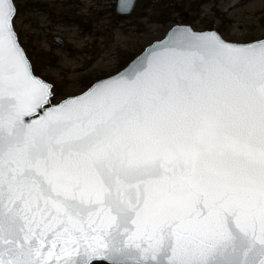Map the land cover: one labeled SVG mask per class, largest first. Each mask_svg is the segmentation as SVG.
I'll return each mask as SVG.
<instances>
[{
  "label": "snow or ice",
  "instance_id": "6c2138e0",
  "mask_svg": "<svg viewBox=\"0 0 264 264\" xmlns=\"http://www.w3.org/2000/svg\"><path fill=\"white\" fill-rule=\"evenodd\" d=\"M13 11L0 0V264H264V43L193 38L26 123L50 88Z\"/></svg>",
  "mask_w": 264,
  "mask_h": 264
},
{
  "label": "rangeland",
  "instance_id": "374dc122",
  "mask_svg": "<svg viewBox=\"0 0 264 264\" xmlns=\"http://www.w3.org/2000/svg\"><path fill=\"white\" fill-rule=\"evenodd\" d=\"M14 1L21 10L13 24L28 56L30 41L57 56L56 64L41 72L53 84L52 102L84 91L86 78L94 82L116 73L126 51L138 53L172 25L182 23L177 13L176 22H152L136 14V6L131 14L119 15L116 0ZM263 15L264 0H203L198 18L190 25L205 30L206 24H212L226 40L249 42L264 37Z\"/></svg>",
  "mask_w": 264,
  "mask_h": 264
},
{
  "label": "water",
  "instance_id": "95a60500",
  "mask_svg": "<svg viewBox=\"0 0 264 264\" xmlns=\"http://www.w3.org/2000/svg\"><path fill=\"white\" fill-rule=\"evenodd\" d=\"M138 0H116V11L119 15H129L133 12L136 3ZM10 7L14 10L12 13V22L17 11L16 4L14 0H10ZM14 39L22 52V55L25 57V61L29 67L30 73L32 76L43 81L50 88V95L48 96V103H45L43 108H37L31 115L25 116L24 120L26 123L29 121H35L37 119H42L48 115L52 109L60 104L65 103L69 100H75L79 98H84L88 94L96 91L102 86L111 85L114 82L126 80L128 74L133 68L138 67L141 64L145 65L144 72H141L139 75L143 76L145 73H154L156 70V65L160 64H170L180 59H186L187 56V45L188 42L193 38H216L222 40L225 44L233 48H259L262 43H264V37L261 39H256L249 42H233L226 40L222 34L216 29H207V30H196L190 24L185 23H175L172 25L164 34L163 37L153 40L145 48L138 53L129 63L124 66L122 69L113 73L107 77L100 78L93 82L88 88H86L81 93L70 95L65 97L59 102H52L53 96V84L45 79L44 77L36 74L33 70V64L27 55V52L19 40L17 31L15 30L13 24ZM62 41V40H61ZM58 41L60 45H63V41ZM194 56L195 53H192Z\"/></svg>",
  "mask_w": 264,
  "mask_h": 264
},
{
  "label": "trees",
  "instance_id": "16d2710c",
  "mask_svg": "<svg viewBox=\"0 0 264 264\" xmlns=\"http://www.w3.org/2000/svg\"><path fill=\"white\" fill-rule=\"evenodd\" d=\"M202 1L203 0H138L135 13L138 12L141 17H148L152 22L160 23L176 22L177 18L175 14L177 13L179 17H181L182 23L191 24L198 18ZM16 6L18 11L21 10V4L17 3ZM262 21L264 23V15L262 17ZM204 29H212V24H206ZM26 45L30 52L29 58L31 61L34 59L35 64L34 62H32V64L33 70L36 74L41 75L44 67L56 64L57 56L52 51L40 49L31 41ZM144 48H142L138 53H140ZM138 53L126 51L121 57V68L131 61ZM83 82L88 87L93 83L90 78H86ZM54 95L56 97L60 94L57 93Z\"/></svg>",
  "mask_w": 264,
  "mask_h": 264
}]
</instances>
